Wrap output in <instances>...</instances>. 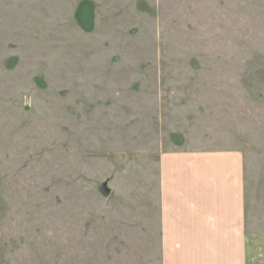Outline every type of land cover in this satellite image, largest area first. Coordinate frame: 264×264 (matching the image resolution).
<instances>
[{
    "label": "rangeland",
    "instance_id": "374dc122",
    "mask_svg": "<svg viewBox=\"0 0 264 264\" xmlns=\"http://www.w3.org/2000/svg\"><path fill=\"white\" fill-rule=\"evenodd\" d=\"M182 149L264 201V0H0V264H161Z\"/></svg>",
    "mask_w": 264,
    "mask_h": 264
},
{
    "label": "crops",
    "instance_id": "0c3cea01",
    "mask_svg": "<svg viewBox=\"0 0 264 264\" xmlns=\"http://www.w3.org/2000/svg\"><path fill=\"white\" fill-rule=\"evenodd\" d=\"M236 149L159 157L161 264H264V201Z\"/></svg>",
    "mask_w": 264,
    "mask_h": 264
}]
</instances>
